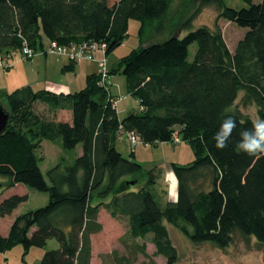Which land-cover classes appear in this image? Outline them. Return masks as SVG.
<instances>
[{
  "label": "trees",
  "instance_id": "16d2710c",
  "mask_svg": "<svg viewBox=\"0 0 264 264\" xmlns=\"http://www.w3.org/2000/svg\"><path fill=\"white\" fill-rule=\"evenodd\" d=\"M241 1L247 7L198 0L176 28L172 0H0V55L9 58L24 45L35 52L33 57L47 55L43 50L50 42L65 47L103 43L107 56L127 36L129 19L139 23L141 38L168 33L131 50L115 67L107 62L109 77L102 84L97 62L79 60L95 63L96 72L86 75L78 90H34L27 84L0 93L9 113L0 134V194L16 184L48 194L44 206L16 214L7 233L0 232V253L16 244L24 251L44 247L54 239L57 247L46 250L39 264H91V236L102 229L101 209L126 221L121 241L131 242L127 254L112 251L103 256L104 263L134 264L136 254L148 257L149 242L155 255L173 264L177 251L166 224L194 244L226 248L238 235L264 245V155L256 158L237 148L240 132L251 129L253 121L242 108L254 105L257 118L264 119V0ZM210 6L219 18L246 28L232 52L217 26L192 27ZM192 43L196 50L189 60ZM67 60L63 72L79 62ZM117 72L138 104L123 117L116 109L119 99L109 90V78ZM38 103L52 117L44 118L35 109ZM59 110L68 111L70 119L55 120ZM227 116L236 119L237 127L220 150L213 137ZM128 134L138 143L189 145L193 160L171 163L174 201H161L155 165L144 167L133 150L124 156L115 148L121 135L129 142ZM58 139L62 154L44 176L36 154L43 140ZM26 200V193L1 197L0 217Z\"/></svg>",
  "mask_w": 264,
  "mask_h": 264
},
{
  "label": "rangeland",
  "instance_id": "374dc122",
  "mask_svg": "<svg viewBox=\"0 0 264 264\" xmlns=\"http://www.w3.org/2000/svg\"><path fill=\"white\" fill-rule=\"evenodd\" d=\"M172 8L170 16L176 17L177 20L172 25L176 28H181L186 18L190 16L194 8H196L198 0H172ZM260 0H253L254 3ZM224 5L230 8L247 7V4L241 0H223ZM192 27L196 28L200 25H205L210 28L217 26L222 33L228 49L232 52L236 42L242 37L246 28L238 27L235 24L219 18L217 11L213 6L203 8L198 15L191 22ZM139 23L135 19H129L127 25V36L123 41L116 46L106 57L109 67H115L120 58L133 49L148 45L151 42L159 40L166 34H153L150 36L138 35ZM185 32L181 33V36ZM196 50V44L192 43L188 48V59L191 60ZM52 55V54H51ZM55 55V56H54ZM46 55L37 54L31 59L23 60L18 55L10 58L9 64H0V93L3 95L10 92L22 85H30L34 90L44 88V84L40 81H56L60 76H63L59 68H54L55 65L48 64L45 59ZM54 57L49 56V59H61L63 63H68L66 57L58 58L56 54ZM86 63V64H85ZM48 64V65H47ZM95 64L92 62L79 61L74 64L73 71H67L66 74L60 79H72L75 77L74 82L80 83L82 78L81 73L87 71L86 68L79 67L80 65ZM46 66L49 68L46 69ZM96 66V64H95ZM112 86L110 84L109 90L114 99H119L116 103V109L119 117L125 116L129 111L138 110V104L134 98L126 91L124 77L119 73L111 76ZM84 78L82 86H84ZM80 89L79 88H75ZM1 104L6 109L7 103L4 97L0 98ZM44 105L38 103L35 109L43 117L50 118L47 115ZM244 113H247L253 120L258 119L256 115V107L249 105L242 108ZM117 148L125 153V156L133 150L136 159L142 161L144 167L152 165L161 166L160 183L166 190L165 194L171 196V187L174 182L175 193L177 183L175 176L171 169V163L183 165L193 160L194 155L189 145L185 142H165L158 145L146 144L139 142L133 147L130 146L128 141H119ZM77 152H80V147H77ZM62 154V149L59 144V139L54 141L43 140L42 149L37 152L38 166L45 176L46 170L54 165L58 157ZM3 181L0 177V182ZM166 187V188H165ZM14 193L27 194V200L20 203L14 210L12 215L0 217V232H4L5 226L16 214L23 213L27 210H34L44 206L48 201V194L43 191L32 190L24 185H18L13 189ZM5 195V194H3ZM3 197V196H2ZM1 199V197H0ZM98 219L102 225L100 232L91 236L92 244V258L91 264H110L109 261L104 263L103 256L108 255L112 251L119 254H127L130 250V240L121 238L126 231L125 220L112 219L104 210H101ZM169 235L171 242L177 251V259L173 264H264V245L257 243L252 237L243 238L241 236H234L232 243L226 248H218L210 243H191L182 233L176 228L168 225ZM138 243L143 241L139 239ZM57 247V242L54 239L47 240L44 247H31L28 251H24L20 244L14 245L7 251L0 253V264H39L42 254L49 249ZM145 251L148 257H143L140 254L135 255L134 264H165V259L160 255L154 254V246L146 242Z\"/></svg>",
  "mask_w": 264,
  "mask_h": 264
},
{
  "label": "crops",
  "instance_id": "0c3cea01",
  "mask_svg": "<svg viewBox=\"0 0 264 264\" xmlns=\"http://www.w3.org/2000/svg\"><path fill=\"white\" fill-rule=\"evenodd\" d=\"M49 56H52V57H54L53 56V54L51 55V54H47L46 56H45V59L48 61V64H50V65H55V66H53L54 68H59V70H61V68H62V66L63 65H65L66 63H63V61H61V59H58V60H56V59H49L48 57ZM56 57H58V58H61V56H56ZM84 64V62H81V64ZM93 63V62H92ZM47 64V65H48ZM86 64V63H85ZM79 67H81V68H86V70L87 71H83V73H81V76H82V78L80 79V83L79 84H77V82H74V80L73 79H75V77H77V75H75L74 76V78H72V79H68V78H64L63 80H60L65 74H66V72L64 71V74H63V76H60V78H59V80H56V81H48V80H41L40 81V83H43L44 85V88H42V89H47V90H51V91H54V92H63V93H68V92H70V91H74V90H76L75 88H82L81 86V84H82V80H83V78L85 79V76L86 75H88V74H91V73H94V72H96V66H95V64H88V65H80ZM47 68H49L48 66H46V69ZM74 69V68H73ZM71 71H73V70H71ZM61 73H63V71H61ZM65 77V76H64ZM110 78H111V76H110ZM109 78V82L111 83V86H112V81H111V79ZM81 85V86H80ZM78 90V89H77ZM135 100V99H134ZM135 102L137 103V101L135 100ZM43 108H45V110H46V113H47V115H49L50 117H52V113L49 111V109L46 107V106H43ZM69 120L70 119V113L68 112V111H66V110H59V111H57L56 113H55V120ZM127 141V139L125 138V136L124 135H121L120 137H118L117 139H116V141H115V148L121 153V154H123L124 156H125V153L122 151V150H120V149H118L117 148V146H118V142L119 141ZM158 144H161V143H158ZM158 144H156V145H158ZM130 152V151H129ZM134 152V151H133ZM135 153V152H134ZM134 156V159L136 160V161H138V162H140V163H142V161L141 160H139V159H136V157H135V154L133 155ZM143 164V163H142ZM153 166V165H152ZM158 169H159V174H158V179H157V183H156V191H157V193H159V195H160V199H161V201L162 202H165V201H174L175 199H176V193H175V191H174V189H175V186H174V182L172 183V187H171V196L169 195H166L165 194V189L163 188V186H162V184L160 183V180H159V178L161 177V166L160 165H155ZM19 184H16V185H14L13 187H10V188H6V189H4L2 192H1V194H0V197H2V196H8V195H11V194H13L14 193V191H13V189H14V187H16V186H18ZM166 188V187H165ZM3 194H5V195H3ZM3 198V197H2ZM101 210H103V209H101ZM100 210V211H101ZM100 211H99V213H100ZM13 212H14V210H13ZM13 212L10 214V215H12L13 214ZM16 216V215H15ZM14 216V217H15ZM14 217L12 218V220L14 219ZM99 218V217H98ZM12 220H10L9 221V223H8V225L7 226H5V229H4V232L2 233L3 235H5L6 233H7V230H8V227H9V225L11 224V222H12ZM99 220V219H98ZM100 221V220H99ZM166 227L168 228V231H169V227H168V224H166Z\"/></svg>",
  "mask_w": 264,
  "mask_h": 264
},
{
  "label": "built area",
  "instance_id": "2783aa9c",
  "mask_svg": "<svg viewBox=\"0 0 264 264\" xmlns=\"http://www.w3.org/2000/svg\"><path fill=\"white\" fill-rule=\"evenodd\" d=\"M105 45L103 43L95 44V43H79V44H71L67 47L60 46L56 42H50L46 45L43 52L49 54H56L60 56L67 57L70 61H96L98 64L97 73L99 74L101 80L100 83L102 84L105 80H108V67H107V59L105 56ZM101 52L100 57H96L97 51ZM35 52L29 48L28 46L24 45L21 50L18 52V56L23 60H27L33 57ZM10 58L8 56H1L0 55V64L7 65L9 64ZM128 140L132 146L138 143V139L133 134H128ZM178 140L177 136L174 135V141Z\"/></svg>",
  "mask_w": 264,
  "mask_h": 264
},
{
  "label": "clouds",
  "instance_id": "9594fccd",
  "mask_svg": "<svg viewBox=\"0 0 264 264\" xmlns=\"http://www.w3.org/2000/svg\"><path fill=\"white\" fill-rule=\"evenodd\" d=\"M236 127L237 121L234 117L227 116L222 120L219 130L213 137L217 149L222 150L228 146ZM239 135L237 148L240 152L256 158L264 155V119L253 120L251 129H245Z\"/></svg>",
  "mask_w": 264,
  "mask_h": 264
},
{
  "label": "water",
  "instance_id": "95a60500",
  "mask_svg": "<svg viewBox=\"0 0 264 264\" xmlns=\"http://www.w3.org/2000/svg\"><path fill=\"white\" fill-rule=\"evenodd\" d=\"M9 119L8 111L0 103V134L6 129Z\"/></svg>",
  "mask_w": 264,
  "mask_h": 264
}]
</instances>
